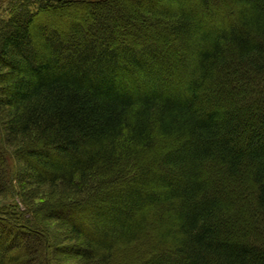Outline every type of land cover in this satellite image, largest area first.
<instances>
[{"label":"trees","instance_id":"trees-1","mask_svg":"<svg viewBox=\"0 0 264 264\" xmlns=\"http://www.w3.org/2000/svg\"><path fill=\"white\" fill-rule=\"evenodd\" d=\"M19 1L26 6L0 22V198L17 197L25 211L0 210V264H50L43 218L90 205L81 222L96 237L84 224L62 226L85 239L83 264H108L140 244L156 217L160 250L147 264H264V0H229L230 26H218L213 0L194 10L183 0H133L193 56L180 79L177 64L160 63L173 49L163 38L160 49L137 51L105 38L104 48L62 59L61 35L46 39L49 26L36 19L65 0ZM205 15L216 21L208 30ZM234 89L247 104H234ZM161 146L167 152L146 162ZM117 178L122 187L108 193ZM53 196L60 204L49 205Z\"/></svg>","mask_w":264,"mask_h":264},{"label":"rangeland","instance_id":"rangeland-1","mask_svg":"<svg viewBox=\"0 0 264 264\" xmlns=\"http://www.w3.org/2000/svg\"><path fill=\"white\" fill-rule=\"evenodd\" d=\"M60 1L62 2L64 0ZM141 1V4L144 7H152L150 1ZM199 1L200 0H183L182 2H187L185 6L187 5L190 10H194L195 5L198 4ZM66 3L67 7L61 8L59 10H47L42 13L40 18L38 16L36 19V24L44 22L49 26L48 30L44 32L46 39L54 40L57 32H59V34L61 35L63 41L59 42L57 47H60L61 45H63V43L66 46L61 56L62 59H64L69 53H73L74 55H76L77 53H81L82 51H84L86 46L92 43L96 45L97 49L104 48L105 42L103 40L105 38H111V45H113V47H115L116 49L122 51L125 50L126 46L136 51L141 48L145 49L147 47H155V45L158 46V49H160V46L157 44L161 43V39L163 38L170 46L173 47V49L171 50V52H168L166 54L164 51L161 52L162 56L160 55V63H173L175 65L177 64L178 66L175 67V72L179 79L180 74L182 75V72L185 73L190 63L189 60H192L193 56L190 55L189 51L181 49V42L179 41L178 36L175 35L172 31L171 26L159 24L155 18H149L146 16H144V18L143 13L141 14L137 11L138 7L140 6V3L137 1L128 0L122 2L119 0L117 2L114 0L111 2V4L103 2V5L101 6L99 4L101 2L88 3V1L86 0H65V2L61 4L64 5ZM85 5H88V7H86L88 9L83 8ZM25 6L26 5H23V1L19 0H0V22H3L5 19L10 17L11 8L13 9V13H17V11H19V7ZM119 7H121V10L125 11L126 15H128L129 21L124 20L120 14L115 12V8ZM175 7L178 8L177 5ZM31 8H33L32 4ZM31 8L27 9L29 10ZM210 11L219 13V16H221V18L218 20V26L219 23L225 26H230L236 20L237 7L234 4L230 3L229 0H213L212 5L210 6ZM105 15H107V17L109 16V18L106 19ZM206 17V15L201 16L202 19H207L204 25L205 29L208 30L213 28V24L216 23V21H211L209 16L207 18ZM74 23H78L80 25V30H82L81 34H75L72 32ZM105 25H110V27L105 28ZM110 29L111 31H109ZM247 98L248 96L245 95L243 91L234 89V92L232 94V100H234V104L236 103V105L239 106L241 104H247ZM164 152H167V150L162 149L161 146L160 150L146 158L145 161L150 162ZM137 167V164H134V166L130 168V171L137 169ZM26 173L27 176L25 177L24 182H28V180H30V176L35 174L32 170H29ZM132 173L133 172H130V174ZM121 181H119V178L115 179V181H113L112 183L110 181L107 186V192L111 193V190H113L114 188L117 187L119 189V187H122ZM56 199L57 197L53 196V198L48 201L49 205L52 203H54L53 205H55V203L57 202ZM57 203L60 204V202ZM14 205H17L19 207L20 212L23 213V211H25V206L17 197L8 196L0 198L1 211L11 208V206ZM34 206L37 209L40 208L42 206L40 204V200H36ZM87 209H92L91 205L83 208L81 207L79 209L78 207H76L73 210L65 209L63 206L56 211H50V213L52 214L51 217L49 213L48 216H45V218H43L44 222L47 224L46 226L50 229V231H45L44 233L45 235L50 237V246H47L46 243V246L49 249L47 250V252L51 254L50 264H83L85 256H83V254H81L79 250L82 249L84 251L87 248L85 239L83 238L79 240L78 243L74 242L73 237L69 238V235H66L67 233L64 231L62 226L65 223L72 224L74 222H76V224H79L80 226L81 224H84L82 222H84L87 218ZM0 215L2 216L3 212H0ZM39 216L43 215L39 214ZM48 218L49 220H47ZM57 218L60 220H57ZM249 220V218H246L245 222L243 224H240L239 227L243 225L247 226ZM156 221L157 217L153 219L152 222H155V224L153 225V223H151L153 226L150 225L149 232L147 235H145L146 238L143 242L134 247L117 250L114 254V259H112V261L108 264L150 263L152 257L155 255V252L157 250H160L159 247L157 248V242L154 238L155 230L158 229L156 227ZM84 225L85 229L87 228V226L89 227L88 234L91 235V237L97 236L96 229H94L93 226L89 224V222ZM20 238H22V236ZM29 240L30 239L24 237L23 242L20 244V248L23 253L30 252L29 250L26 251ZM37 243L38 242L36 240L35 244ZM36 255V257L39 258L37 253ZM32 263L39 264V260L36 261L35 259V261H33Z\"/></svg>","mask_w":264,"mask_h":264}]
</instances>
